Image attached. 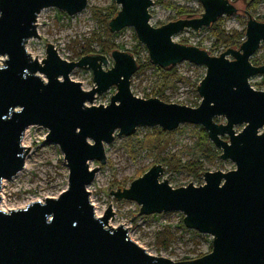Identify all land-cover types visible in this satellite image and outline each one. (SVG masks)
I'll return each instance as SVG.
<instances>
[{
	"label": "water",
	"instance_id": "95a60500",
	"mask_svg": "<svg viewBox=\"0 0 264 264\" xmlns=\"http://www.w3.org/2000/svg\"><path fill=\"white\" fill-rule=\"evenodd\" d=\"M199 1V15L153 26V0H114L119 9L108 21L110 32L132 27L154 66L167 70L185 61L205 67L195 87L200 102L191 107L134 95L130 82L138 63L128 51L113 49L106 70V55L68 61L52 43H46L41 61L32 57L26 44L39 38V12L55 7L74 15L87 0H0V189L2 180L24 168L29 147L21 140L28 126L47 129L44 140L59 147L68 169L67 187L57 196L0 209V264H264V90L249 83L264 75V63L250 61L264 42V21L243 9L244 0ZM237 14L246 15L245 39L219 55L173 40L185 28L197 33L221 16ZM76 67L91 70L90 89L70 78ZM111 86L116 91L109 103L93 105ZM182 123L202 126L218 158L235 168L204 171L203 184L174 188L161 179L165 167L158 163L128 187L109 192L116 200L136 202L139 215L180 211L186 228L212 236L209 252L174 261L147 252L122 225L109 226L111 205L96 215L87 187L98 171L90 162H106L104 145L115 133L130 136L140 126L171 131Z\"/></svg>",
	"mask_w": 264,
	"mask_h": 264
},
{
	"label": "rangeland",
	"instance_id": "374dc122",
	"mask_svg": "<svg viewBox=\"0 0 264 264\" xmlns=\"http://www.w3.org/2000/svg\"><path fill=\"white\" fill-rule=\"evenodd\" d=\"M153 1L154 4L149 8L150 23L153 26H160L176 18L173 6L187 7L194 13L203 11L199 0H170L172 6ZM113 2L114 0H87L85 8L74 15H68L55 7L42 9L36 20L39 38L28 40L27 51L32 57L36 56V59L41 61L45 57L46 43H52L61 58L76 61L86 55L83 52L87 48L91 50L89 53L101 54L99 51L102 43L107 41L116 46L114 49L130 53L136 49L135 57L140 62L145 61L148 56L147 50L137 38H134L135 32L132 27L110 32L111 36L105 35V27L101 21H98V15L99 12L105 14L112 4L119 8ZM244 3L246 4V0ZM243 9L245 10V5ZM256 12L263 19L264 0L258 1ZM222 19L226 30L241 29L246 23L245 14L223 16ZM195 32L185 28L176 33L173 40L177 42L185 40L186 44L209 50L213 41L209 31L200 28L197 33ZM138 43L140 46H137ZM103 54L108 59L107 64L102 65L106 70L112 66L113 60L109 51ZM219 54L217 51L212 53V55ZM252 58L259 64L264 63V42L250 57V61ZM176 67L177 72L184 79L175 81L165 88L162 100L191 107L198 106L200 97L191 83L195 82L200 75H204L205 67L185 61L178 63ZM69 75L72 80L81 82L85 90L94 85L90 69L76 67ZM41 76L44 78V75ZM157 82V70L154 67L146 68L142 73L132 75L130 89L138 97H153L150 93L155 89ZM249 83L257 90H264L263 75L250 77ZM115 91L116 87L111 86L107 91L97 94L92 104L107 105ZM215 121L224 123L225 119L215 117ZM194 126L196 125L182 123L171 130L170 135L155 133L153 129L158 126L137 127L130 136L115 133L113 141L104 145L106 162L104 164L96 161L90 162L91 167L98 166L93 181L87 187L94 211L101 215L108 205H111L113 218L109 219V226L122 225L127 229L128 236L147 252L174 261L196 258L199 254L209 252L212 247V236L182 227L180 221L183 214L180 211L139 215L137 214L139 205L136 202L125 199L116 200L109 192L116 190L117 186L128 187L133 179L141 176L153 164H161L159 162L161 159L171 158L174 161L180 160L181 163H185L194 158L196 156L194 143L198 137V131ZM241 127L238 125L234 128L239 131ZM46 133L47 129L39 125L28 126L24 131L21 143L29 147L25 156V165L13 177L2 180L0 209L9 211L24 208L32 201H43L45 197H55L67 187L68 169L63 154L56 144L44 140ZM157 140L158 146H153ZM200 160L203 162V172L218 169L228 171L235 168L232 161L220 160L218 157H201ZM162 178L167 179L174 188L186 186L190 182L196 186L203 184L202 174L193 175L181 166L172 170L165 167ZM132 216L135 217L132 218ZM131 218L132 220L128 221ZM166 229L170 230L172 238L167 244H162L158 235L164 233Z\"/></svg>",
	"mask_w": 264,
	"mask_h": 264
},
{
	"label": "trees",
	"instance_id": "16d2710c",
	"mask_svg": "<svg viewBox=\"0 0 264 264\" xmlns=\"http://www.w3.org/2000/svg\"><path fill=\"white\" fill-rule=\"evenodd\" d=\"M236 1V0H233ZM240 1V0H237ZM245 1V0H244ZM259 0H246L245 4V10L251 13L252 16H254L258 20L264 21V16L263 19L262 17H259L256 12V5ZM156 2H159L163 5L166 6H172V2L170 0H156ZM114 3V2H113ZM176 15L178 17H184L187 15H199L200 13H194V11L190 8L187 7H178V6H173L172 7ZM119 8H117L114 4H112V7L107 10L105 14H101L99 12V17L98 21H101L105 27V35L111 36L112 34L109 31L108 28V21L116 14ZM63 14V13H61ZM223 16L217 18L215 22H213L209 27H203L204 30H208L210 35L213 37L212 45L209 48L210 54L213 52L217 51V54L225 50L226 48L229 47H238L240 43L245 39L244 36V30L245 26L242 27L241 29H231V30H226L223 25ZM175 19V18H174ZM134 38L136 39V34L134 33ZM104 41L102 43L100 53H106V52H111L116 46H114L112 43ZM180 43L186 44L185 40H182ZM137 46H140L138 43ZM136 49L132 51V54L135 57V52ZM91 50L87 48L83 53L88 54ZM81 56V55H80ZM136 61L138 63V68L135 72V74H140L142 73L146 68H151L154 67L157 72H158V82L155 84L156 87L153 89L150 93L151 96H156L160 99L164 98L163 91L165 88L168 86H171L172 83L175 81H180L183 80L184 78L181 76L179 72H177V67L172 66L171 68L164 70L159 68L158 66H154L150 63L148 56L146 57L145 61L140 62L138 61L137 57ZM252 64L254 65H259V63L255 59H251ZM203 77V74L200 75L195 82H192V86L195 89L197 83L201 80ZM264 79V75H263ZM194 128L198 131V137L197 140L194 143V149H195V157L191 158L185 163H181L180 160L174 161L171 158L170 159H161L159 162H161L162 165L166 167L168 170L172 169H177L179 166L184 168L187 172L192 173L193 175H198L203 172V162L200 160L201 157H210V158H216L218 157L220 151L217 150L213 144L209 141L206 130L200 126L196 125ZM155 133L163 134V135H170V131H166L162 128L156 127L153 129ZM226 138V137H225ZM153 144V142H151ZM156 145L158 146V140L156 141V144H153V146ZM183 217L181 218V225L182 227L184 226ZM185 227V226H184ZM159 239L161 238L162 244H167L172 236L170 233L169 229H166L164 233L161 235H158ZM202 254L197 255V257L201 256Z\"/></svg>",
	"mask_w": 264,
	"mask_h": 264
},
{
	"label": "bare ground",
	"instance_id": "6f19581e",
	"mask_svg": "<svg viewBox=\"0 0 264 264\" xmlns=\"http://www.w3.org/2000/svg\"><path fill=\"white\" fill-rule=\"evenodd\" d=\"M95 214H96V215H98V213H97V212H95ZM98 216H99V215H98Z\"/></svg>",
	"mask_w": 264,
	"mask_h": 264
},
{
	"label": "flooded vegetation",
	"instance_id": "af4514ba",
	"mask_svg": "<svg viewBox=\"0 0 264 264\" xmlns=\"http://www.w3.org/2000/svg\"><path fill=\"white\" fill-rule=\"evenodd\" d=\"M242 126V125H241Z\"/></svg>",
	"mask_w": 264,
	"mask_h": 264
}]
</instances>
